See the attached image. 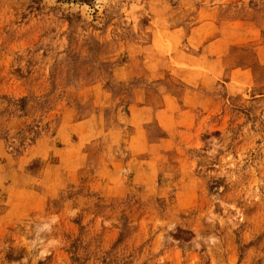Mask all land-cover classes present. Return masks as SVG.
Segmentation results:
<instances>
[{"label":"rangeland","instance_id":"374dc122","mask_svg":"<svg viewBox=\"0 0 264 264\" xmlns=\"http://www.w3.org/2000/svg\"><path fill=\"white\" fill-rule=\"evenodd\" d=\"M0 264H264V0H0Z\"/></svg>","mask_w":264,"mask_h":264}]
</instances>
